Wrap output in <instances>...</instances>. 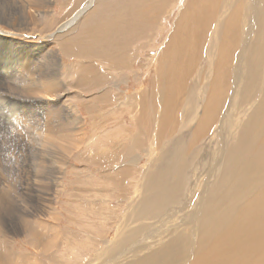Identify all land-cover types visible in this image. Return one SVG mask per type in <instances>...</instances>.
I'll return each instance as SVG.
<instances>
[{
    "label": "bare ground",
    "instance_id": "bare-ground-1",
    "mask_svg": "<svg viewBox=\"0 0 264 264\" xmlns=\"http://www.w3.org/2000/svg\"><path fill=\"white\" fill-rule=\"evenodd\" d=\"M146 1L135 0L130 8L141 6V3ZM109 2L110 0H78L73 6L72 13L52 33L65 32L73 25H76V28L70 33L79 31L80 26L90 24L94 13L101 9V6L109 5ZM215 2L217 7L212 4L210 9L198 15L197 21L190 18L189 9L184 10L166 43L154 85L151 89L146 88L145 92L143 91L148 104L143 102L145 99L135 101V98L139 99L136 95L126 98L125 104L132 112L133 121L141 126V128L135 126L136 143L133 148L144 147L151 141L149 149L159 152L155 157L150 158L149 176L145 178L144 175L141 179L143 191H139L136 198L146 196L144 204L140 202L143 205L140 210L137 200L134 206L137 210L135 216L132 215V221H138L139 224L131 229L130 237L136 241L142 236L139 239L140 243L123 246L126 241H120L118 238L114 244L118 240L119 242L115 246L108 247L97 256L105 257V262L99 264H264V0H216ZM48 3H52V0H48ZM213 5L216 7L215 11ZM211 7L215 16L212 12L211 14L215 18L210 14ZM118 10L116 5L111 3L110 14L98 20L94 18L95 26H93L98 34L107 35L111 25L120 24L122 17L121 10ZM134 14H138V24H149L138 7L134 9ZM209 14L213 19L208 22L209 24H204L207 23L205 19L208 20L206 17H209ZM190 21L193 24H190ZM157 25H160L159 21ZM4 30L0 27L2 62L0 95L5 91L11 92L6 87H2L8 85L18 87L13 89L25 93L46 92L53 95L55 91L62 92L63 88L60 85L65 82L58 77L56 70L53 72L46 68L48 64L46 66L44 64L46 56L41 60V56L37 58L36 54L28 52L20 60L14 61L12 49H17L19 46L34 48L35 45H29L28 41L10 38L8 33L7 35L2 33ZM145 31L136 32L135 27L132 26L131 34L139 36ZM156 35L157 31H154L146 36H149V40L153 42ZM91 38L93 44L99 43L96 33L92 34ZM51 41L54 43L50 58L54 57L57 61L59 50L55 41L53 39ZM62 47L70 48L64 42L61 43ZM84 52L89 53V50ZM84 52L82 51L83 57H85ZM197 56L199 58L196 62ZM103 59L108 60L105 57ZM12 60L14 64L7 65V62ZM17 68L24 71L28 79L22 78ZM209 77V80H205ZM197 83L204 84L203 88H199ZM104 84L101 79L94 80L95 87ZM26 85L28 86L24 87ZM182 97L192 103L191 105L187 103V106L194 110L191 117L190 114L188 115L189 120H186L182 114L186 108V105L184 106L180 101ZM39 102L40 99L7 102L0 96V104L3 103L2 105L11 110L16 108V113L24 115L22 116L24 119L35 111L33 108L37 109ZM247 102L249 104L246 105ZM252 104L255 109L249 112ZM8 109L0 110L1 118H6L9 133V140L6 138L4 141L0 140L1 149L8 157V166L10 162H14L9 154L10 147L17 145L19 148L29 147L32 153L43 159L45 157L43 152L50 149L48 141L44 139L52 142L55 139L60 141L61 138L66 142L67 138L71 137L66 134L56 136V130H60L59 123L52 120L43 125L39 123L38 128L34 126L37 124L34 122L31 130L37 136L35 139L26 136L23 138V135L13 136L10 132L19 133L20 127L16 118L11 120L15 111L10 112ZM159 110L162 114L156 128L159 129L158 138L165 141H152L149 138L146 142L143 135L149 134L151 130L149 123H153ZM237 112L238 114L244 112L246 118L242 121L238 115L236 121ZM35 116L36 114L33 118ZM181 118L184 120L183 124ZM180 124V128L175 126ZM1 125L5 126L3 123ZM163 125L167 126V130L160 127ZM213 126H216L213 135L218 141L206 138L208 133L213 131ZM41 129L44 131V138L39 136ZM91 159L94 162L92 157ZM45 162L46 159L39 165L44 166ZM127 176L129 177L130 173L124 169L122 175H116L114 180L120 184L122 178ZM214 181L217 182L219 190L208 193L207 187ZM4 192L3 190L1 193ZM9 193L5 192L0 202L10 203ZM79 208L80 206L77 207V211L83 213L78 210ZM180 213L179 222L172 221V216ZM34 224L31 226L30 222L26 223L28 226L26 234L35 238L31 247L40 246L42 252L48 254L52 250V245L58 241V236L62 234L61 227L56 223L57 225L49 228L51 232L56 229L57 233L59 232L57 235L54 231V234H51L43 228L40 231V228L36 229ZM1 228L0 232L3 231V227ZM72 236L74 237L72 242L76 241L80 244L79 239ZM65 237L67 238L66 235ZM3 254L0 252V261L5 257ZM17 258L20 260L22 257L19 255Z\"/></svg>",
    "mask_w": 264,
    "mask_h": 264
},
{
    "label": "rangeland",
    "instance_id": "rangeland-1",
    "mask_svg": "<svg viewBox=\"0 0 264 264\" xmlns=\"http://www.w3.org/2000/svg\"><path fill=\"white\" fill-rule=\"evenodd\" d=\"M77 1L52 0V3H48V0H43V2L41 0H0V27L5 29L2 33L5 35L8 33L10 38L23 42L28 41L29 45H35L34 48L19 46L17 49H12L14 61L15 59L20 60L28 52L36 54L37 58L41 56V60L46 56L44 59L45 66L48 63L46 68L53 72L56 70L55 73L65 82L60 85L63 91L59 93L55 91L53 95L46 92L43 94L25 93L13 89L18 87L2 86L11 91H5L0 95L7 102H16L20 99L24 101L40 99L37 109L33 108L35 111L31 112L26 119L22 117L24 115L16 113V108L11 110L2 105L3 103L0 104V110L15 111L11 120L15 118L18 120L20 130L19 133H10L13 136L23 135V138L26 136L29 139H35L37 136L31 130L34 122L37 123L34 126L38 128L39 123L43 125L52 120L59 123L60 130H56V136L71 135L66 142L61 138L62 142L59 139L52 142L44 139V141H48L50 151L43 152L45 153L43 159H39L29 147L19 148V145L10 147L11 153L9 154L16 162L15 164L10 162V166H8L7 154L3 153L0 146V188L3 187L0 189V199L5 192H10L11 196L10 203L0 202V230L3 227L0 237L2 234L4 235L0 240V252L3 254L5 251L3 254L5 257L0 261V264H99L105 262V257L97 256L108 247L115 246L119 240L126 241L123 246L140 243L139 239L142 236L136 240L137 242L130 237L131 229L139 224L138 221H132V215L135 216L134 213L137 209L134 206L137 200L140 210L143 206L142 203L144 204L146 196L139 197L140 199L136 198L138 192L143 191L141 179L144 175L145 178L149 176L150 158L155 157L159 151L149 149L151 141L144 147L133 148L136 143L135 129H137L136 127L141 128V126L133 121L132 112L125 104L126 98L135 97V95L139 98H135V101L146 98L144 92L146 88L149 90L154 85V78L157 77V70L160 67V59L163 56L166 43L173 34L184 10L189 9L188 15L197 21L198 15L210 9L212 4L217 7L216 0H147L145 3H141V6L136 5L135 8L141 9L143 18L149 24H138V14H134L135 8H130L135 0H110L109 5L101 6V9L94 13L90 24L80 26L81 31L70 33L76 28V25H73L69 28L70 30L53 34L52 32L58 28V25L72 13L73 6L77 4ZM185 1L186 3H184ZM111 3L116 5L117 10H121L122 18L120 24L111 25L107 35L101 36L95 31L94 18L98 20L104 15L110 14ZM187 3L188 5H186ZM46 6L47 8H45ZM215 6L213 5L214 11L216 10ZM213 9L211 7L210 14L211 12L214 14ZM128 11L131 13H126ZM210 14L209 17H206L208 20L205 19L207 23L204 24H209L208 22L215 18V14L214 16L211 14L213 18ZM160 18L161 21H164L161 22ZM139 21L142 23L141 19ZM158 21L160 25H157ZM190 24L193 23L190 21ZM132 26L135 27L136 32L146 31L139 36L132 35ZM87 28L89 29L87 30ZM150 30L151 32L157 31L153 42L149 40V36H146L151 33ZM94 33L99 39L97 44L92 43L91 35ZM150 38L152 39V36ZM52 39L59 50L57 61L54 57L50 58L51 47L54 43L51 41ZM63 42L70 48H61ZM139 48L140 50H138ZM87 49L89 53L84 52ZM82 51L85 53V57H83ZM104 57L108 60H104ZM198 58L199 56H197L196 62ZM14 61H8L7 65H13ZM0 66H2L1 60ZM18 72L22 78L28 79L24 71L18 69ZM97 79L103 80L105 84L95 87L94 80ZM209 79L210 77L205 78V80ZM70 82L74 86H71ZM203 85L198 84L199 88H203ZM192 91L193 88L191 93ZM180 101L187 108V110L184 108L182 114L186 120H189L188 118L193 115L194 110L187 105L192 103L185 97H182ZM143 102L148 104L147 99ZM245 104L247 105L249 102ZM136 106L140 108V106ZM136 106L134 107L137 108ZM252 109H255L253 104L249 112H252ZM238 112L235 113V120L237 121L239 115L240 120L243 121L247 115L244 112L240 114ZM73 113L76 115L74 116ZM35 114L36 116L33 118ZM161 114L162 112L159 110L153 123H149L151 130L148 135H143L146 142L149 138L152 141H165V139L158 138L159 129L156 128L159 125ZM220 116H223L222 112ZM2 123L5 124L4 127L1 125ZM181 123H184L182 118ZM175 126L180 128L181 124ZM160 127L166 129L167 126ZM215 128L216 126L212 127L213 131L208 133L207 140L213 138L214 141H218L217 137L213 135ZM43 132V129L39 131L41 138H44ZM173 134L174 132L171 137ZM178 136L177 132L176 137L178 138ZM5 138L9 140L7 122L6 118L2 119L0 115V140L4 141ZM58 141L60 145H58ZM64 145L66 146L64 147ZM71 146L72 148H70ZM129 155L130 157H128ZM91 157L94 162L91 161ZM44 159H46L45 165H39L40 162H44ZM16 160L19 162L17 163ZM124 169L130 173V176L122 178L118 184L114 177L122 175ZM118 171L120 172L116 173ZM202 181L204 180L202 179ZM3 190L5 192L1 193ZM218 190L216 181L209 183L208 193ZM78 206H80L78 210L83 213L77 211ZM174 216L171 218L172 221L179 222L181 213ZM27 222H30L31 226L36 222L34 226L36 229L40 228V231L43 228L44 231L51 232L49 228L54 227L56 223L61 227L62 234L58 236V241L52 245V250L48 254L43 253L40 246L38 248L34 245L31 247L35 238L26 234ZM53 231L58 235L59 232L57 233L56 229ZM72 235L79 239L80 244H85L80 245L76 241L72 242L74 238ZM118 238V242L114 244ZM6 243L7 245L9 243L8 247H6ZM19 255L22 257L20 260L17 258Z\"/></svg>",
    "mask_w": 264,
    "mask_h": 264
}]
</instances>
